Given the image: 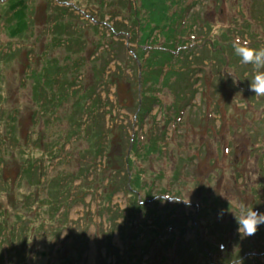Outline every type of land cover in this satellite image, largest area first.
Returning <instances> with one entry per match:
<instances>
[{
    "label": "rangeland",
    "instance_id": "374dc122",
    "mask_svg": "<svg viewBox=\"0 0 264 264\" xmlns=\"http://www.w3.org/2000/svg\"><path fill=\"white\" fill-rule=\"evenodd\" d=\"M138 2L26 0L25 19L22 13L15 19L10 0H0V209L7 225L0 231V264H238L246 251L244 264H264V225L251 237L224 231V251L215 230L217 221L226 226L243 205L254 206V196L244 189L241 197L232 182L251 186V179L256 185L264 179V97L250 90L253 67L241 63L233 47L239 40L264 48V0H185L189 22L202 19L192 29L195 36L184 37L190 46L175 58L168 54L166 66L161 46L168 41L160 30L150 42L144 30L131 29L135 37L121 25L122 33L113 31L116 23L136 29L125 19L131 17L126 7ZM119 9L126 12L116 16ZM22 20L26 29L14 35ZM50 61L53 88L42 95L35 75ZM175 70L194 72L191 90L197 91L190 98L177 100ZM172 71L173 89L143 87L145 76L161 74L163 80ZM121 74L119 85L110 82ZM143 96L150 101L146 109ZM151 141L164 151L148 155ZM130 175L141 179L139 198L107 186L114 179L125 184ZM150 189L156 198L145 201ZM201 190L203 207L213 195L243 204L222 208V219L219 212L202 214L189 204L201 203ZM142 201L136 216L129 207ZM247 241L249 249L238 252L237 244ZM208 243L219 250L208 255ZM41 251L47 256L37 257ZM184 251L193 256L183 258Z\"/></svg>",
    "mask_w": 264,
    "mask_h": 264
},
{
    "label": "trees",
    "instance_id": "16d2710c",
    "mask_svg": "<svg viewBox=\"0 0 264 264\" xmlns=\"http://www.w3.org/2000/svg\"><path fill=\"white\" fill-rule=\"evenodd\" d=\"M104 1L106 2L107 0H104ZM184 1L185 0H154V3L152 5H150L147 0H139L138 4L136 3L137 4V8L135 7L134 4L126 7V8H128L127 11L130 10L129 12L131 13V17H128L127 19H125V21L130 22V23L131 22L134 23L135 24V28L137 29L139 27L140 31L139 30L136 31V29H133L132 26H127L126 23H123V24L116 23V24H114V26H113L114 30L113 31H115L118 34L122 33V31L118 28V25H121L123 27L130 28L129 29L130 32L126 33L129 37L130 36L132 37V35H133V37H135L134 33H133V31H131V29L135 30V32H137V34L144 30L145 32H142V33H144V36H143L145 38L144 40H147L148 42H150V41H152L154 39L153 36H154V34L157 33L156 31L160 30L162 33H164V37L166 38V41H168V45L161 46L162 47L161 48L162 51H167L165 55L163 53V56H164L163 64H165V66H166L167 65L166 63H168L170 61V60L167 59V55L168 54L170 55L168 57L169 59L175 58V54H176L177 50L180 52V50L182 48L187 49V47L190 46L189 44H191V43L185 42L184 37L187 36V35H192V36L194 35L195 36L196 32L194 30H192V29H193L195 23L197 22V20H199L201 18L200 16H197V18H196V16H193L192 23H190L189 22V16H188L189 15V9H187L186 7L183 6V2ZM258 1L261 2V0H258ZM169 3H171L172 6L169 5ZM10 4H11L10 5L11 6L10 7L11 11H12V13L14 12V16H15L14 18L16 19L17 15L22 13L21 14V16H22L21 19L22 18L25 19L24 15H25L26 9H27L26 0H10ZM18 8H19V11H17ZM121 10L122 9L118 10L116 16H119V15L122 16L121 14L126 12V11L124 12V11H121ZM261 14L263 15V13H261ZM202 23L203 22H201V24ZM18 27H16L17 29L15 30L14 35H18L19 33H23L27 26H26V23L23 22V20H22ZM189 32H191V33H189ZM168 33L170 34V38L166 37L168 35ZM113 34L115 35V33H113ZM132 51L134 52V54H136V56L139 55V53L136 52L134 49H132ZM160 53H162V52H160ZM170 53H172V54H170ZM180 54L182 55L183 52H180ZM234 57H237V56H235V54H234ZM115 59L116 58L113 57L111 62L114 61ZM155 61L156 60H153L152 62L154 64L158 65V63H156ZM50 63H51V61H50ZM54 63H55V61L52 62L51 65L45 66L43 72H39V73H37L35 75L36 77L37 76L39 77V82H37V83H39V85L35 84V91L37 93H41L42 92V95H47L48 90L53 88V85L49 86L48 84H53L54 82H47V81H52L53 80V78L51 77L53 74L48 73V72L53 67ZM156 67H158V66H156ZM187 68H189V67L187 66ZM150 70H152V69L150 68ZM175 73H176V80H177L176 83H178L177 86H180L179 89L176 90V95L175 96H176L177 100H183L186 97H189V95L191 97V95L194 94V92L196 93L197 88H196L195 91L191 90V81L193 80L194 72H187V70H185V71H180V70L176 71L175 70ZM172 75H173V71L171 73H169L163 80H161V76H162L161 74H160L159 77H155V78L152 77V76H145V78L143 80V82H144L143 83V87L147 89V87H149V88L151 87L150 83H151V85L159 83L161 85H165V86L171 87L173 89L174 85L171 82V78L173 77ZM48 76L50 78H48ZM121 76H122V74L121 75H116V76H111L112 80L110 82H113L114 84L116 83V84L119 85V82H123L124 81V80L121 81ZM45 79H47V80H45ZM45 82H47V85L44 84ZM138 82L140 84L141 80H139ZM56 83H58V82H56ZM194 83L196 84V82H194ZM43 85L46 88H42V87H44ZM101 85H103V84H100L98 87L100 88ZM185 85H186V87H185ZM71 87H73V86H71ZM151 90H153L152 87L150 88V91ZM93 94H95V93H93ZM69 95H71V94H69ZM182 97H183V99H181ZM43 100H45V99L44 98L39 99V103L41 104V106H45V101H43ZM57 100L58 99H56L54 97L52 99V101H54L53 104H55L57 102ZM88 100H95V99H88ZM143 100H144V96H143ZM156 100L158 102V99H156ZM93 102L96 103L95 101H93ZM144 102H145L144 103L145 104L144 109H146V105L150 101H148V99L145 97ZM153 102H154V100H153ZM154 103L156 104V102H154ZM96 112H98V110ZM82 127H83V125H82ZM81 129L82 128L80 127V130ZM103 131H104V133L106 132L105 128L103 129ZM94 134H98V136L101 137L100 133L97 132L96 130H94ZM99 137H98V139H99ZM101 140H103V138H101ZM138 141H139V138H138ZM131 142H132V140H131ZM95 146H96L95 148L97 149V153H100L102 147L104 148V143H103V141H101V143L98 142V144L97 145L95 144ZM164 149L165 148L160 146L159 143H156V141L154 143L151 141L148 144V147H147V154L151 155L152 153H156V152L161 154L162 151H164ZM133 150L137 154H140V150H139V147H138L137 144H135L133 146ZM131 161H133V160L130 159L129 163H128L129 164L128 166L130 168H132L131 167ZM218 162H219V158H218ZM133 163H135V162L133 161ZM124 165H126V168H127V164L124 163ZM32 167L33 166H29V169H28V174H30V175H32V173H35L34 172V168H32ZM221 169H223V168H221ZM217 172H213L215 174V176H217V175L218 176H222L223 175L222 174L223 172H221L220 175ZM128 173L130 174L129 171H128ZM177 174H179V172H177ZM211 181H213V180L210 179V181H208L209 187L212 185ZM250 181H251L250 184H252V185L251 186H248V185L246 186V183L244 182V180L240 181V179L239 180L237 179L236 181L232 182L231 189L234 190L235 192H240L241 193V197L244 196L243 193H246V192L242 193L241 190L246 189L247 190V195H250L251 197L254 196V206H253L254 210H257L259 212H263V209H264V179H263V183L262 184L258 183L259 185L258 184L257 185L254 184L252 179ZM38 183H40V180H38ZM38 183L36 185H38ZM110 185H112L113 191H117V192L118 191H123L126 194L130 195L131 197H135V198L138 197L139 198L140 193H141V191H140L141 190V179L139 177L133 179L131 177V175H130V177L128 176V179L125 182V184L120 182L119 180L116 181L114 179V181H112V183L108 184L107 186H110ZM102 186H104V185H102ZM107 186L105 188H107ZM92 190L93 189H90L91 192L94 191V190L93 191ZM226 190H228V188H226ZM2 192H3V190H2ZM214 193H217V192L215 191ZM199 194H200L201 203L195 202L194 204L190 203V205H194V206H197L198 208H200V211H201L200 213H202V214H203V211H206V212L208 211V213H212V212L213 213H218L220 210L219 211H217V210L220 209V208H225L227 210L231 209V211L232 210L234 211L238 206L243 204V203H240L239 205H235L233 202H228V201H225V200L221 201L220 197H217V196L213 195L212 198H211V196H209V198H211L210 200L214 199L213 202L208 204V205H206V207H203V205H205L207 203L206 198H204V196H206V195L203 194L202 190L200 191ZM154 195H155L154 192L152 191V189H150V192L148 193L147 199H145V201L154 200L156 198V196H154ZM178 196H180V195H178ZM162 197L165 198V199H168V197H165V196H162ZM180 201H182V200H180ZM224 201H225V204L223 203ZM50 203L52 205H56V201L53 202L51 200ZM184 203H186V200H183V204ZM228 203L230 205H228ZM144 204H145V202H144ZM144 204L142 206L141 203L135 202V204L133 206L129 207V208H131L133 210V212L135 213L134 215L137 216V215H140V214L143 213ZM108 205H109V203H108ZM224 205H226V207H224ZM31 206H32L31 204L28 205L29 208ZM101 206H102L101 209L104 210V211H107L110 208V206H106V205H101ZM4 212L5 211L0 209V231L3 230L4 225L7 227L6 223L2 222V221H4L6 219V217L4 219H1L3 216L6 215V213H4ZM154 213H155V210H151L149 215H154ZM234 216H236V215H234ZM142 224H143V222H141L140 226H139L141 229H142ZM215 226H216L215 230H217L216 233L220 234V238L218 239L219 240L218 242H223L222 244H224L225 247H226L227 242H228V240H227L228 239V235L224 231L228 232L230 230V232L232 233L233 231L236 230L235 219L232 218L231 223H227L226 226L222 225L221 222L217 221ZM160 227H161V224H160ZM153 233H158V231L157 230L153 231ZM184 233H185V231H184ZM184 233H183V235H184ZM26 242H28V244H30V245L33 244V241H31V238L30 239L28 238V240H26ZM200 245L206 246L203 243H200ZM200 245L198 244V247H200ZM249 245H250L249 241H247V242H245L243 244H239V245L237 244L238 252L241 253V251L244 252L245 249L248 250L249 249ZM108 246H109L108 243L104 244V247L107 248ZM196 246H197L196 243H194L193 249H195ZM178 249L179 250L180 249L183 250L184 248L178 246ZM218 250H219L218 246L215 247V246H212V245L209 244V247L207 249V254L208 255H212L214 251H218ZM191 252H193L192 249H191ZM9 253H10V251H9ZM201 253L204 254L202 248H200V254ZM42 255L47 256L45 251H41V252H39V254H37V257L38 256H42ZM188 255L193 256L192 253L184 251L183 258H186ZM3 257H4V254H3V252H1L0 253V258H3ZM241 257L243 258L244 261H247V259L249 258L248 252L247 251L244 252L241 255ZM240 259L241 258H239V261H240ZM186 263H187V261H185V264ZM28 264H31V260L30 259H28Z\"/></svg>",
    "mask_w": 264,
    "mask_h": 264
},
{
    "label": "clouds",
    "instance_id": "9594fccd",
    "mask_svg": "<svg viewBox=\"0 0 264 264\" xmlns=\"http://www.w3.org/2000/svg\"><path fill=\"white\" fill-rule=\"evenodd\" d=\"M233 47L235 53L241 57V63L251 64L253 67L254 75L250 82V90L255 93L256 97H264V71H261V69H264V48L254 49L248 46V41H244L241 44L239 40L234 43ZM236 83L237 80L233 77V84L235 85ZM141 204L143 206L144 201ZM224 215L225 210L221 208L218 218L222 219ZM234 219L238 236L251 237L256 235L260 231L261 226L264 225V212H259L254 210L253 207L243 205L239 216H234ZM219 248L224 251L225 245L220 244ZM238 264H244L242 257Z\"/></svg>",
    "mask_w": 264,
    "mask_h": 264
}]
</instances>
